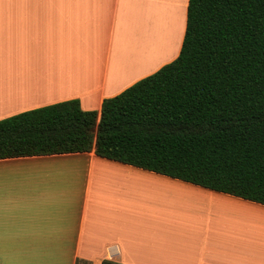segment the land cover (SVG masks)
Wrapping results in <instances>:
<instances>
[{
  "label": "crops",
  "instance_id": "1",
  "mask_svg": "<svg viewBox=\"0 0 264 264\" xmlns=\"http://www.w3.org/2000/svg\"><path fill=\"white\" fill-rule=\"evenodd\" d=\"M187 2L0 0V119L68 99L99 111L104 98L177 57ZM149 9L156 19L147 21ZM166 18L172 56L155 66ZM145 21L150 64L148 51L133 55ZM154 197H194L206 209L166 215ZM218 200L221 210L264 224L262 204L93 150L1 158L0 264H264V241L243 237L245 226L214 221Z\"/></svg>",
  "mask_w": 264,
  "mask_h": 264
},
{
  "label": "trees",
  "instance_id": "2",
  "mask_svg": "<svg viewBox=\"0 0 264 264\" xmlns=\"http://www.w3.org/2000/svg\"><path fill=\"white\" fill-rule=\"evenodd\" d=\"M91 150L264 205V0H188L177 57L99 111L0 119V159Z\"/></svg>",
  "mask_w": 264,
  "mask_h": 264
},
{
  "label": "rangeland",
  "instance_id": "3",
  "mask_svg": "<svg viewBox=\"0 0 264 264\" xmlns=\"http://www.w3.org/2000/svg\"><path fill=\"white\" fill-rule=\"evenodd\" d=\"M146 2L148 3V0H146ZM148 8H149V4H147L146 11ZM146 11L145 12L143 10L141 11L142 16L146 13ZM147 15H149V18H147V21L150 20V18H152V20L156 19L155 15H153L151 13L150 9H149ZM146 26H147V22L145 21L141 25L139 36L135 40H133L134 45H135V46L133 45V49H134L133 55H136V57H138V58H145L146 51H148V48H149L150 43H151V42L147 41L148 34H146V32H145ZM158 29H159V34H161L160 36L163 37L162 38L163 44L160 47V53L157 52V50L154 51V53H157L155 56V59H154L155 60V66H157L158 64H160L161 62H163L165 60H168L167 58H170L172 56L171 53H170V56H168V52H169L170 44L172 45L173 38H174L173 37V33H174L173 32V30H174L173 24H172V22H168L167 18L165 20V23H161L158 25ZM150 49H153V48H150ZM148 53H149V58H148V61H145V62L147 64H150L149 62H150V60L151 61L153 60V56L149 51H148ZM221 198H223V197H221ZM171 199H172V197H170V199H167V197H165V199H163L162 197H154V199H152V203H153L152 206L159 207L160 209H163V212H167V213H165L166 215L167 214L169 215V214H171V212L173 213L174 211H178L179 213H187L189 210L193 209L192 208L193 205L196 206V208H198L200 210L206 209V208L201 206V203L197 204L198 199H194V197L188 198V200H187V198H181V199L173 198L174 200H180L179 202H177V201L171 202ZM155 200H158V202ZM183 200H186V201H183ZM187 201H189V202H187ZM154 202H157L158 204H156ZM203 202L204 201H202V203ZM213 202H214V207H215L216 206V200L214 199ZM219 202L220 201L218 200V206H219ZM172 204H177V205H176V207L171 209L170 206ZM218 209H219V213L216 217H214V221L216 223H218V225H220L221 227H224V228L241 226V225L245 226L247 228L248 232H246V234L243 237H245L246 239L253 240V241H256V240L264 241V224L260 223V224L252 225L250 222H248L249 218L245 213H242V212L238 213V212H234L233 210H221L220 206L218 207ZM215 215H216V211L214 212V216ZM232 236L238 238V234H236V233H232Z\"/></svg>",
  "mask_w": 264,
  "mask_h": 264
},
{
  "label": "bare ground",
  "instance_id": "4",
  "mask_svg": "<svg viewBox=\"0 0 264 264\" xmlns=\"http://www.w3.org/2000/svg\"><path fill=\"white\" fill-rule=\"evenodd\" d=\"M154 2V1H153ZM153 4V3H152ZM164 35V34H163ZM144 36V35H143ZM145 38V37H144ZM147 41H148V39H147ZM141 42V41H140ZM139 42V43H140ZM143 42V41H142ZM138 43V42H137ZM146 43V42H145ZM148 43V42H147ZM147 54V53H146ZM144 55V54H143ZM222 207V206H221ZM231 209V208H230ZM224 210H226V209H224ZM231 210H234V209H231ZM237 211H239V210H237Z\"/></svg>",
  "mask_w": 264,
  "mask_h": 264
},
{
  "label": "built area",
  "instance_id": "5",
  "mask_svg": "<svg viewBox=\"0 0 264 264\" xmlns=\"http://www.w3.org/2000/svg\"><path fill=\"white\" fill-rule=\"evenodd\" d=\"M97 264H103L102 262H100V263H97Z\"/></svg>",
  "mask_w": 264,
  "mask_h": 264
}]
</instances>
